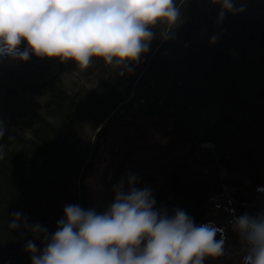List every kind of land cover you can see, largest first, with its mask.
<instances>
[{
	"label": "trees",
	"instance_id": "1",
	"mask_svg": "<svg viewBox=\"0 0 264 264\" xmlns=\"http://www.w3.org/2000/svg\"><path fill=\"white\" fill-rule=\"evenodd\" d=\"M215 2L176 0L177 25L152 29L148 51L136 62L117 67L94 57L84 69L48 59L44 75L21 86L29 99L16 107L11 128L0 127V264H32L29 241L44 247L43 234L32 232L36 225L51 235L66 205L90 209L82 181L121 112L152 118L173 109L184 123L174 128L167 161L136 183L169 216L180 209L202 225L223 182L243 186L230 177L264 170V0H232L233 10L222 16ZM119 170L110 205L123 182Z\"/></svg>",
	"mask_w": 264,
	"mask_h": 264
},
{
	"label": "clouds",
	"instance_id": "2",
	"mask_svg": "<svg viewBox=\"0 0 264 264\" xmlns=\"http://www.w3.org/2000/svg\"><path fill=\"white\" fill-rule=\"evenodd\" d=\"M215 3L221 16L234 8L232 0ZM179 19L176 0H0V57L27 61L31 53L84 69L97 57L120 67L148 51L152 29L169 32ZM136 182L132 175L127 191L117 185L103 213L69 204L53 234L36 225L44 247L29 241L32 264H204L222 255L211 225L197 226L180 209L171 216L156 209L150 189ZM233 227L249 246L243 264H264V216L242 215Z\"/></svg>",
	"mask_w": 264,
	"mask_h": 264
},
{
	"label": "rangeland",
	"instance_id": "3",
	"mask_svg": "<svg viewBox=\"0 0 264 264\" xmlns=\"http://www.w3.org/2000/svg\"><path fill=\"white\" fill-rule=\"evenodd\" d=\"M26 48L25 43L19 46L20 51ZM172 52L173 49L171 54ZM249 55L259 58L258 60L262 58V55L255 52ZM48 62V58L37 57L31 53L27 61L13 59L10 56L0 57V127L11 128L10 122L16 107H22L21 103L30 96L29 91L24 92L21 86L24 84L25 89L31 87L34 81L44 75V67L51 63L47 64ZM66 70L67 73H72L70 72L72 69L66 68ZM136 113L134 110H127L115 117L108 133L100 143V152L93 157L95 173L88 174L82 181V185L87 190L89 208L97 213L107 210L109 178L115 170L122 171L124 186H128V178L132 175L136 177V183H138L143 174L157 170L163 162L167 161L169 151L167 148L174 144L173 136H167L156 125L160 124L166 131H171L173 122L176 120L173 109L144 119L140 116L135 119ZM122 118H126L127 122L122 120V123H118ZM106 141L109 148L125 146L128 149L129 158L124 159V156L128 154L121 156V153L115 150L106 151ZM98 157L101 158L100 161ZM114 160H116V168L112 167ZM259 177L262 179L263 175ZM223 184V191L204 208L206 218L204 224L211 225L216 230V240L223 242V253L214 258L217 260L215 263L211 262L212 258H207L204 264H235L232 261L231 251L234 256V251L249 250V246L234 230L235 219L245 214L252 218L264 216V191L259 190V184H249L251 190L229 187L225 182ZM240 201L247 202L240 203ZM236 260V264H241L244 258L240 257Z\"/></svg>",
	"mask_w": 264,
	"mask_h": 264
},
{
	"label": "water",
	"instance_id": "4",
	"mask_svg": "<svg viewBox=\"0 0 264 264\" xmlns=\"http://www.w3.org/2000/svg\"><path fill=\"white\" fill-rule=\"evenodd\" d=\"M207 36V41H208V34L206 35ZM204 66V64H202L200 67H198L195 71H194V74L199 71L200 69H202ZM181 94V93H180ZM137 118V117H136ZM177 122V121H176ZM176 122L174 124H176ZM157 126L161 127L164 129V127H162L160 124H156ZM165 130V129H164ZM165 132L167 133V135H171L172 132H168L165 130ZM122 146H118L117 149L119 150V153L121 152L122 150ZM107 150L111 151L113 150V148H107ZM113 168H114V165H113ZM111 182V177L109 178V183ZM110 201H111V191H110V188H109V193H108V204H107V209L108 207L110 206Z\"/></svg>",
	"mask_w": 264,
	"mask_h": 264
},
{
	"label": "bare ground",
	"instance_id": "5",
	"mask_svg": "<svg viewBox=\"0 0 264 264\" xmlns=\"http://www.w3.org/2000/svg\"><path fill=\"white\" fill-rule=\"evenodd\" d=\"M232 251H231V257H232ZM247 253H248V251H246V250H240L239 252H235L234 251V256L237 258V259H239L240 257L241 258H244L246 255H247ZM217 260L216 259H214V258H212V263H215Z\"/></svg>",
	"mask_w": 264,
	"mask_h": 264
}]
</instances>
